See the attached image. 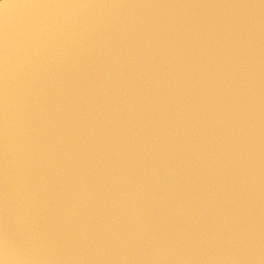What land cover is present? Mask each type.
<instances>
[{"label": "water", "instance_id": "water-1", "mask_svg": "<svg viewBox=\"0 0 264 264\" xmlns=\"http://www.w3.org/2000/svg\"><path fill=\"white\" fill-rule=\"evenodd\" d=\"M0 171L6 264H264V0H0Z\"/></svg>", "mask_w": 264, "mask_h": 264}, {"label": "bare ground", "instance_id": "bare-ground-1", "mask_svg": "<svg viewBox=\"0 0 264 264\" xmlns=\"http://www.w3.org/2000/svg\"><path fill=\"white\" fill-rule=\"evenodd\" d=\"M60 41L61 40H58V39L54 38L53 41H52V44L49 43V47H48L47 52L48 53H52L53 51H55L59 47V45L61 43ZM8 45H9L8 46V50L4 49V51H6V53L8 55H10V56H13L14 54L20 55L19 52H11V51H14L15 49H17L16 44H14L11 47H10V44H8ZM6 47L7 46H4V48H6ZM38 153H39V151H38ZM37 157L40 159V155H37ZM37 171H38V175H39L41 172H39V170H37ZM46 226L49 228V225L47 223H46ZM69 236H74V235L73 234H69V235H65V236L63 235L61 237L68 239V238H70ZM55 248H56V250H58V253L60 255V256L59 255H55L54 256V260L57 263L60 260L66 259L70 264H86L85 262H83L81 254H78V252L79 253H83V250L79 249V248L77 250H74L75 248L73 249L69 242L64 241L61 238H59L58 243H55ZM52 249L54 250V247ZM81 259H82L83 263H81Z\"/></svg>", "mask_w": 264, "mask_h": 264}, {"label": "rangeland", "instance_id": "rangeland-1", "mask_svg": "<svg viewBox=\"0 0 264 264\" xmlns=\"http://www.w3.org/2000/svg\"><path fill=\"white\" fill-rule=\"evenodd\" d=\"M1 174H2V171H0V185L4 183L3 179H5V178H2ZM15 196H18V194H16ZM9 237L13 239V235L9 234ZM0 241H1V236H0ZM8 243L11 245L12 241L9 240ZM16 244H17L18 247L20 246V242H19L18 239L16 241ZM6 256L7 255L5 254V251L3 250V248H0V264H4V263L6 264V261H5V260H7Z\"/></svg>", "mask_w": 264, "mask_h": 264}]
</instances>
